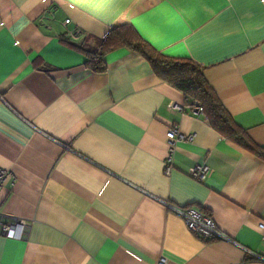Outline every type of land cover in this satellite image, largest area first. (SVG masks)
<instances>
[{
  "label": "crops",
  "instance_id": "crops-1",
  "mask_svg": "<svg viewBox=\"0 0 264 264\" xmlns=\"http://www.w3.org/2000/svg\"><path fill=\"white\" fill-rule=\"evenodd\" d=\"M119 24L197 64L245 138L193 114L137 50L107 51L93 70L88 52ZM174 126L193 137L175 142L166 173ZM256 150L264 0H0V213L28 222L22 237L0 233V264H264L242 248L264 257ZM204 158L199 182L187 171ZM164 202L208 213L234 243L198 238Z\"/></svg>",
  "mask_w": 264,
  "mask_h": 264
},
{
  "label": "trees",
  "instance_id": "trees-1",
  "mask_svg": "<svg viewBox=\"0 0 264 264\" xmlns=\"http://www.w3.org/2000/svg\"><path fill=\"white\" fill-rule=\"evenodd\" d=\"M121 46H128L140 52L159 78L184 93L189 106L198 104L202 107L203 114L214 128L228 138L238 140L245 138L244 134L240 135L197 64L191 60L172 58L158 53L144 42L129 24L113 26L100 41L97 49L88 52L87 63L93 70L103 71L105 69L103 55ZM256 152L264 157L262 151L256 150Z\"/></svg>",
  "mask_w": 264,
  "mask_h": 264
},
{
  "label": "built area",
  "instance_id": "built-area-1",
  "mask_svg": "<svg viewBox=\"0 0 264 264\" xmlns=\"http://www.w3.org/2000/svg\"><path fill=\"white\" fill-rule=\"evenodd\" d=\"M46 15H43L41 17L42 20H45ZM64 23H69V19H65ZM81 34L80 28H75L72 30H69V35L73 38L78 37ZM170 108H174L175 106L170 105ZM181 110V107H175ZM193 114H201L203 112V109L200 105H194L192 107ZM167 139H168V155L164 162V170L166 173H170V171L173 169V155H174V147L175 142L177 140H188L190 141L193 137V134H182L178 130V126H174L173 128H170L166 133ZM187 174L193 178L194 180H197L199 182L204 181L208 174H209V166L207 164L206 159H202L200 162L196 163L194 166L190 167L187 171ZM9 175V170L6 168H3L0 166V190L3 186V183L6 179V177ZM165 205H167L169 208L174 210L179 216H181L186 228L192 232L195 236L198 238H201L202 240L210 241V240H224L233 242L234 241L225 236L219 228L216 226L215 222L213 221V218L208 213L201 212L197 209L191 208V207H174L167 202H164ZM28 227V222L25 220H6L3 215L0 213V233L4 234L9 237H22L24 234V231ZM258 228L260 230L261 239L264 241V221H260L258 223ZM243 250L250 254L252 257L261 259L264 261V257L259 256L258 254H255L248 250L247 248L242 247ZM157 264H166L165 258L161 257Z\"/></svg>",
  "mask_w": 264,
  "mask_h": 264
}]
</instances>
